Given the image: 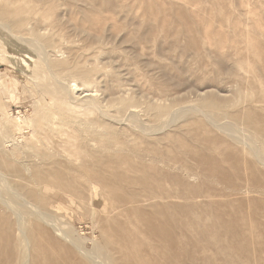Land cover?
Returning a JSON list of instances; mask_svg holds the SVG:
<instances>
[{"label":"rangeland","instance_id":"374dc122","mask_svg":"<svg viewBox=\"0 0 264 264\" xmlns=\"http://www.w3.org/2000/svg\"><path fill=\"white\" fill-rule=\"evenodd\" d=\"M0 264H264V0H0Z\"/></svg>","mask_w":264,"mask_h":264},{"label":"bare ground","instance_id":"6f19581e","mask_svg":"<svg viewBox=\"0 0 264 264\" xmlns=\"http://www.w3.org/2000/svg\"><path fill=\"white\" fill-rule=\"evenodd\" d=\"M17 63V62H16ZM66 101V100H65ZM67 103V102H66ZM73 103V102H72ZM88 104V103H87ZM97 104V103H96ZM94 106V105H93ZM66 108H68V107H66ZM72 108H74L73 106H72ZM75 108H77V107H75ZM61 109V108H60ZM62 110V109H61ZM76 110V109H75ZM78 111V110H77ZM54 112V111H53ZM79 112H80V109H79ZM90 112H91V110H90ZM93 112V111H92ZM57 113V112H56ZM64 113H66L65 111H64ZM83 113H86V112H83ZM59 115H60V113H58ZM68 114V113H67ZM71 114V113H70ZM59 115H58V117H59ZM63 115V113L61 114V116ZM73 115V114H72ZM80 115V114H79ZM83 115V114H82ZM86 115H89V114H86ZM68 116V115H67ZM67 116H65V117H67ZM74 116H78V115H74ZM100 116V115H99ZM71 116L69 115V117H67V118H63V119H61V120H59V121H57L56 122V126H51V128L50 129H48L47 128V130H45V131H50V133H48V132H45L44 134H43V136L41 137V139L40 138H38V139H36V140H34L35 139V137L36 136H34L33 134H32V132L30 133V135H29V138H32L33 137V139L32 140H34L35 142H34V145H33V147H34V150L35 149H43V148H46V149H48V147H50V144H51V141H52V138L54 139V140H56V142H55V146H56V154L58 153V158H57V161L56 162H58V164L60 165V166H63V167H65V168H68L69 170H70V172L71 173H79V171H78V169H79V167H85L86 168V166L88 167V168H90V169H92V167H90L89 165L90 164H92L93 165V163L96 161V162H100V161H102L103 162V159H102V156H99L98 157V154L96 153V150H95V144H96V141H95V139L92 137V135H93V133L91 134V133H87V131H86V135L84 134V132H85V130H81V126H83V124H81L82 123V119L80 120V122L79 121H74V119H73V117L72 118H70ZM50 118V117H49ZM49 118H48V120H49ZM83 118V117H82ZM43 119V118H42ZM79 119V118H78ZM96 119V118H95ZM10 120H11V122H9L10 124H11V126H10V124H7L8 125V127H11V131H14V134L15 133H20V131L21 130H23L24 128H28L29 126H30V124H29V122H27V120L25 119V118H23V117H21V116H14V117H11L10 118ZM57 120V119H56ZM84 120H85V118H84ZM99 120V119H98ZM40 121H41V119H40ZM47 121V120H46ZM86 121V120H85ZM111 121V120H110ZM93 122H94V120H93ZM50 123H51V120H50ZM54 124H55V122H53ZM89 123V122H88ZM105 123V122H104ZM120 123V122H119ZM5 124V125H6ZM37 124H38V122H37ZM80 124H81V126H80ZM87 124V123H86ZM85 124V125H86ZM32 125H33V123H32ZM41 125V124H40ZM87 125H90V124H87ZM92 125H93V123H92ZM109 125V124H108ZM102 126V125H101ZM119 126V125H118ZM38 127V126H37ZM44 127H48L47 125L46 126H44ZM43 127V128H44ZM89 127V126H88ZM40 128H42V127H40ZM5 129V128H4ZM38 129V128H37ZM83 129H85V127H83ZM44 130V129H43ZM81 131V135H78L77 133H76V131ZM88 130V129H87ZM111 130V129H110ZM9 131V130H8ZM42 131V130H41ZM93 131V130H92ZM91 131V132H92ZM109 131V130H108ZM122 131V130H121ZM120 131V132H121ZM10 132V131H9ZM111 132L113 133V131L111 130ZM95 133V132H94ZM101 133V132H100ZM106 133H107V131H106ZM119 133V132H118ZM121 133H123V132H121ZM84 134V135H83ZM103 134V133H102ZM110 134V133H109ZM115 134V133H114ZM113 134V135H114ZM115 135H117V134H115ZM41 136V135H40ZM94 136H95V134H94ZM101 136V135H100ZM118 136V135H117ZM116 136V137H117ZM122 136V135H121ZM166 136V135H165ZM111 137V136H110ZM125 137V136H124ZM22 138H23V136H22ZM25 138V137H24ZM29 138H27V139H29ZM102 138V137H101ZM105 138V137H104ZM120 138V137H119ZM128 138V137H127ZM116 139H118V138H116ZM146 139H148V138H146ZM22 140V139H21ZM26 140V139H25ZM24 140V141H25ZM128 140V139H127ZM148 140H150V139H148ZM27 141V140H26ZM25 141V142H26ZM29 141V140H28ZM98 141V140H97ZM125 141V140H124ZM146 141V140H145ZM152 141H153V139H152ZM157 141V140H156ZM30 142V141H29ZM117 142V141H116ZM123 142V140L121 141V143ZM23 143V142H22ZM32 143V142H31ZM104 142H102L101 144H103ZM107 143V142H106ZM126 143V142H125ZM149 143V142H148ZM152 143V145L154 144L153 142H151ZM101 144H99V145H101ZM109 144V143H108ZM127 144V143H126ZM32 146V145H31ZM112 146V145H111ZM153 147V146H152ZM155 147V146H154ZM153 147V148H154ZM111 148V147H110ZM18 149V148H17ZM109 149V148H108ZM115 149V148H114ZM122 149V148H121ZM19 150H22V149H19ZM18 150V151H19ZM81 150L82 151H85V155L83 156V157H81V159L80 160H77V157L79 156V152H81ZM112 150V149H111ZM155 150V149H154ZM16 151V149H15V151H13V152H11V154H9V155H7L4 159H3V161H4V164H6V165H8V163H9V160H16V157L18 158V154H19V152L21 153V151ZM51 151V150H50ZM108 152V151H107ZM83 153V152H82ZM82 153H80V154H82ZM105 154V153H104ZM57 156V155H56ZM82 156V155H81ZM2 157V156H1ZM55 157V156H54ZM115 158V157H114ZM113 158V159H114ZM19 159V158H18ZM48 159V158H47ZM2 160V159H1ZM49 160V159H48ZM124 161H125V159H123ZM3 161H2V163H3ZM55 161V160H54ZM108 161H111L112 162V160L110 159V160H108ZM123 161V162H124ZM23 162V161H22ZM44 162V161H43ZM48 162V161H47ZM78 162V163H77ZM118 162V161H117ZM116 162V163H117ZM35 163H36V161H35ZM39 163H40V161H39ZM41 164V163H40ZM57 164V163H56ZM5 165V166H6ZM37 165V164H36ZM108 166V165H107ZM15 166H11L10 167V169L12 170L13 168H14ZM25 167V166H24ZM43 167V166H42ZM56 167V166H55ZM111 167V166H110ZM60 168V167H59ZM62 168V167H61ZM107 168H109V167H107ZM112 168V167H111ZM15 169H17V168H15ZM98 169V168H97ZM96 169V170H97ZM6 170V169H5ZM41 170V169H40ZM66 170V169H65ZM92 170H94V169H92ZM92 170L90 171L91 173H92ZM96 170H94L93 172H97ZM85 171V170H84ZM41 172V171H40ZM65 172V171H64ZM89 172V171H88ZM98 172H99V170H98ZM102 172V171H101ZM101 172H99V174L101 173ZM81 173V172H80ZM26 175V174H25ZM67 175H70V174H67ZM76 175H79V174H76ZM102 175V174H101ZM74 176V175H73ZM102 176H104V175H102ZM80 178L79 179H81V176H79ZM77 178V177H76ZM16 179V178H15ZM106 179V178H105ZM104 179V180H105ZM7 180V179H6ZM84 180V179H83ZM99 180V179H98ZM101 180H102V178H101ZM28 181V180H27ZM93 181V180H92ZM97 181V180H96ZM89 186V185H88ZM24 202V201H23ZM250 209V208H249ZM11 211V210H10ZM249 213V212H248ZM43 215V214H42ZM251 224V223H250ZM40 226V225H39ZM35 227V226H34ZM33 227V228H34ZM38 229L39 228H36L35 230H37L38 231ZM42 230V229H41ZM34 231V230H33ZM32 232V231H31ZM41 232H43V231H41ZM155 232V234L157 235V231H154ZM160 232V231H159ZM33 233H36V232H33ZM41 234H43V233H41ZM37 235V234H36ZM159 236H161V234L159 233ZM40 237V236H39ZM37 238V237H36ZM40 239V238H39ZM154 240V239H153ZM170 244H172L173 242H172V240H167ZM140 245V244H139ZM143 247V246H142ZM144 248V247H143ZM144 253V252H143ZM72 257V256H71ZM151 263V262H150Z\"/></svg>","mask_w":264,"mask_h":264}]
</instances>
